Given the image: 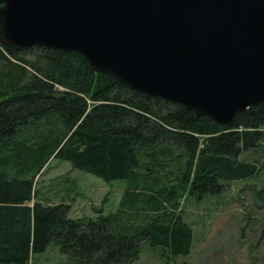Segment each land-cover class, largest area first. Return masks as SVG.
<instances>
[{"label":"trees","instance_id":"obj_1","mask_svg":"<svg viewBox=\"0 0 264 264\" xmlns=\"http://www.w3.org/2000/svg\"><path fill=\"white\" fill-rule=\"evenodd\" d=\"M262 144L264 104L221 126L93 72L79 54L0 42V264H29L51 244L68 264H134L143 245L186 258L182 202L256 176L241 156ZM52 157L126 181L117 211L71 219L69 204L36 200Z\"/></svg>","mask_w":264,"mask_h":264},{"label":"water","instance_id":"obj_2","mask_svg":"<svg viewBox=\"0 0 264 264\" xmlns=\"http://www.w3.org/2000/svg\"><path fill=\"white\" fill-rule=\"evenodd\" d=\"M0 42L79 54L221 126L264 104V0H0Z\"/></svg>","mask_w":264,"mask_h":264},{"label":"rangeland","instance_id":"obj_3","mask_svg":"<svg viewBox=\"0 0 264 264\" xmlns=\"http://www.w3.org/2000/svg\"><path fill=\"white\" fill-rule=\"evenodd\" d=\"M241 159L255 163L256 176L226 183L217 197L199 203L193 198L181 201L183 211L177 214L193 230L188 257L169 259L143 245L134 264H264V144L243 153ZM34 181L35 199L69 204L71 219L112 215L127 184L106 182L53 157ZM29 264H68V258L51 244Z\"/></svg>","mask_w":264,"mask_h":264},{"label":"crops","instance_id":"obj_4","mask_svg":"<svg viewBox=\"0 0 264 264\" xmlns=\"http://www.w3.org/2000/svg\"><path fill=\"white\" fill-rule=\"evenodd\" d=\"M62 197H63V195H62ZM41 202V201H40ZM42 203H44V202H42Z\"/></svg>","mask_w":264,"mask_h":264}]
</instances>
